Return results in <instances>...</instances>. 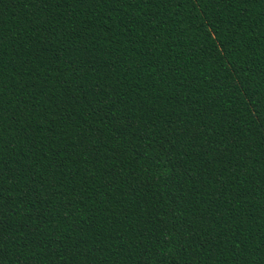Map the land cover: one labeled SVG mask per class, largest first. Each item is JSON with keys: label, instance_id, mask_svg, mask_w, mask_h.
<instances>
[{"label": "trees", "instance_id": "16d2710c", "mask_svg": "<svg viewBox=\"0 0 264 264\" xmlns=\"http://www.w3.org/2000/svg\"><path fill=\"white\" fill-rule=\"evenodd\" d=\"M0 264H264V0H0Z\"/></svg>", "mask_w": 264, "mask_h": 264}]
</instances>
